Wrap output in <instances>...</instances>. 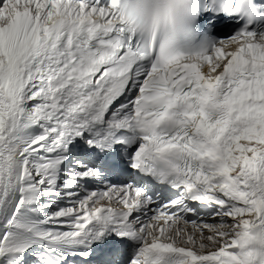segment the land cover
<instances>
[{
    "label": "snow or ice",
    "instance_id": "1",
    "mask_svg": "<svg viewBox=\"0 0 264 264\" xmlns=\"http://www.w3.org/2000/svg\"><path fill=\"white\" fill-rule=\"evenodd\" d=\"M0 264H264V0H0Z\"/></svg>",
    "mask_w": 264,
    "mask_h": 264
}]
</instances>
